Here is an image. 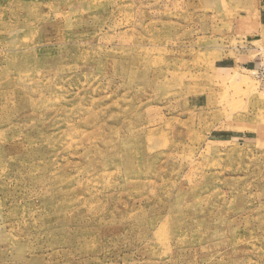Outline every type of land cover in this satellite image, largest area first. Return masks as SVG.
Returning <instances> with one entry per match:
<instances>
[{"label":"rangeland","instance_id":"obj_1","mask_svg":"<svg viewBox=\"0 0 264 264\" xmlns=\"http://www.w3.org/2000/svg\"><path fill=\"white\" fill-rule=\"evenodd\" d=\"M0 264H264V0H0Z\"/></svg>","mask_w":264,"mask_h":264}]
</instances>
